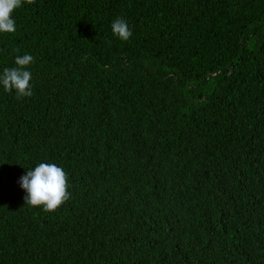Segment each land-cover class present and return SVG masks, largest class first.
Returning a JSON list of instances; mask_svg holds the SVG:
<instances>
[{"label": "trees", "instance_id": "trees-1", "mask_svg": "<svg viewBox=\"0 0 264 264\" xmlns=\"http://www.w3.org/2000/svg\"><path fill=\"white\" fill-rule=\"evenodd\" d=\"M127 21L121 41L111 24ZM0 33V264H264V0H35ZM67 173L45 213L18 181Z\"/></svg>", "mask_w": 264, "mask_h": 264}, {"label": "clouds", "instance_id": "clouds-1", "mask_svg": "<svg viewBox=\"0 0 264 264\" xmlns=\"http://www.w3.org/2000/svg\"><path fill=\"white\" fill-rule=\"evenodd\" d=\"M24 3L32 5L35 0H0V33L12 34L16 31V22L13 18L14 11ZM114 36L121 41H128L132 31L126 20L116 18L111 24ZM15 67H5L0 74V85L7 93L16 94V97L24 98L33 95V86L30 83L32 74L28 70L34 63L30 54L17 55ZM25 191V204L30 207H39L45 213L58 211L66 203L71 193L68 191L66 171L55 163H38L31 170L26 171L18 181Z\"/></svg>", "mask_w": 264, "mask_h": 264}]
</instances>
